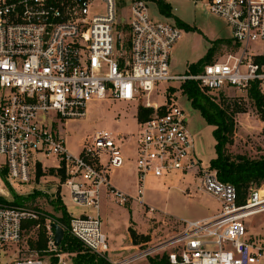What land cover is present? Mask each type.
<instances>
[{
    "label": "built area",
    "instance_id": "obj_1",
    "mask_svg": "<svg viewBox=\"0 0 264 264\" xmlns=\"http://www.w3.org/2000/svg\"><path fill=\"white\" fill-rule=\"evenodd\" d=\"M194 1L229 26L236 48L198 72L171 74L172 49L182 31L176 21L154 19L148 0H0V264H47L39 257L9 255L23 238L25 222L39 219L41 212L1 200L12 201L11 189L36 181L38 166L45 167L40 156L57 158L54 168L63 170L61 185L73 204L92 209L73 215L69 230L94 253L109 249L100 218L104 188L120 204L136 200L153 213L143 200L146 179L193 172L197 188L219 202L216 214L181 220L174 234L110 264L163 255L171 264L264 260V244L250 241L246 227V219L264 212V189L252 188L238 203L236 186L222 181L197 155L186 111L168 100V87L159 88L195 80L203 91L219 95L249 92L256 84L264 96V0ZM155 94L164 101L157 103ZM107 98L152 109L138 121L135 195L114 186L110 177L125 164L124 136L98 130L74 154L54 128L57 119L66 124L86 116L92 99ZM51 222L48 251L54 252Z\"/></svg>",
    "mask_w": 264,
    "mask_h": 264
},
{
    "label": "rangeland",
    "instance_id": "obj_2",
    "mask_svg": "<svg viewBox=\"0 0 264 264\" xmlns=\"http://www.w3.org/2000/svg\"><path fill=\"white\" fill-rule=\"evenodd\" d=\"M148 1L154 19L175 23L176 18H180L194 27L186 30L179 26L182 36L172 49L171 74L189 73L190 64L205 57L212 41L231 37L229 26L219 17L209 13L202 2L169 0L173 16L167 17L160 13L154 0ZM231 49L232 47L226 44L220 45L213 60L221 59ZM183 82L170 81L160 84L159 88L164 91L168 87L166 90L168 100L176 102L186 111L189 119L188 128L195 140V151L203 165L209 166L211 159L217 154L216 139L213 135L214 126L208 124L200 111L192 106L183 88ZM204 93L229 113L234 114L236 126L233 143L227 146L228 153L244 154L253 159L264 157V118L255 101L249 96V92L228 90L219 95L205 91ZM153 98L157 103L164 101V96L160 94H155ZM139 108L136 103L110 98L92 99L87 103L86 116L69 119L66 124L57 119L54 128L61 132L68 150L74 154L80 152L83 140L98 130H112L119 137L126 135L128 140L124 143L122 151H126L133 158L135 155L133 147L137 143L139 131ZM40 158L47 166H38V170L41 169L43 175L38 176L37 173L36 181L18 185L13 189L17 195L24 197L34 195L26 202V206L40 211L41 217L47 216L46 223L49 220L58 222L57 219L62 216V210L53 205L58 197L62 199L69 216L92 214V209L74 205L64 191L59 173L52 170V166L58 163L57 158L54 156H40ZM198 183L199 178L193 172L174 171L161 178L148 177L145 181L143 200L144 204L155 208L153 213L148 212L147 207L141 206L136 200H131L128 204H120L110 195L107 197L101 195V227L109 245L105 254L90 252L84 245L78 246L74 251L64 250L59 245L56 251L50 252L47 231V248L40 252L30 245L31 241L39 239L40 224H37L25 229L22 240L11 246L9 255L13 258L39 257L47 264H58V262L83 264L78 262V258L87 253L96 255L97 259L104 258L110 263L128 258L137 254L140 249L157 244L174 234L180 228L181 220L199 219L209 213L213 204L198 190ZM132 187L131 194L135 195L136 185ZM260 188L264 189V184ZM9 198L13 200V194ZM130 227L136 231H146L147 233L143 235L150 236V239L139 240L134 246L129 238ZM246 227L248 235L254 241L264 244V212L246 219ZM127 264H151V262L149 257H144ZM257 264H264V260Z\"/></svg>",
    "mask_w": 264,
    "mask_h": 264
},
{
    "label": "trees",
    "instance_id": "obj_3",
    "mask_svg": "<svg viewBox=\"0 0 264 264\" xmlns=\"http://www.w3.org/2000/svg\"><path fill=\"white\" fill-rule=\"evenodd\" d=\"M154 1L162 14L167 17L173 16L172 6L169 1ZM176 22L180 27L185 28L186 30L194 29V27L180 18H176ZM225 44L229 47L236 48V45L232 43L231 39H216L215 41H212L211 47L208 49L205 57L196 63L190 64L189 73L198 72L205 64L212 62L214 54L219 49L220 45ZM183 88L185 89L186 95L192 106L200 111L208 124L214 126L213 135L216 139L215 148L217 154L211 159L210 167L217 170L218 177L222 181L232 183L236 186L238 191V203H244L252 188H260L264 184V157L253 159L244 154L232 155L228 153L227 146L233 143L236 126L234 114L229 113L225 108L212 101L199 87L197 81H184ZM249 96L255 101L261 116L264 118V96L259 91L256 84L250 88ZM151 113L152 109L140 107L138 116L139 121L146 120ZM52 170L60 173L62 180L65 179L63 170H57L56 168L54 169V167ZM39 175H43L41 169L38 170V176ZM11 193L14 196L12 201H8L4 198H1V200L9 205H26V202L34 196L33 194H30L31 196L28 195L27 197L17 195L13 189H11ZM53 205H55L57 209L62 210V216L57 219L58 223H60L65 229V234L60 247L69 251L77 250L78 246L84 244L70 233L69 229L72 216H69L66 206L62 203L60 197L57 198V201H55ZM47 218L48 217L46 216L41 217L38 220H28L24 224L25 229L40 224L39 239L37 241H31L30 243L32 248L40 252L47 248ZM130 234L135 244H138L139 240L148 241L150 239V236H145L143 234L140 235L132 227H130ZM149 258L151 264H171L166 255ZM78 262L83 264H110V262L106 261L104 258L97 259L96 255L89 253L81 255L78 258Z\"/></svg>",
    "mask_w": 264,
    "mask_h": 264
},
{
    "label": "crops",
    "instance_id": "obj_4",
    "mask_svg": "<svg viewBox=\"0 0 264 264\" xmlns=\"http://www.w3.org/2000/svg\"><path fill=\"white\" fill-rule=\"evenodd\" d=\"M158 10H159V8H158ZM126 138L127 137L125 135L124 138L122 139V142H121L122 148H123V145H125L124 143H126V141L128 140ZM127 145L128 144H126V146ZM137 147H138V143H136L135 147H133L134 152H135V155H134L135 158L134 157L132 158V156L130 154H128L126 151L123 152V155L125 157V164L121 168L113 169L110 173L112 184L114 186H116L117 188H119L120 190H122V191H124L130 195H133V194H131L132 189H133L132 185L134 186V184H135L136 188H137V168H136ZM45 167H47V166H45ZM52 167H54V166H52ZM199 191H201V190H199ZM201 192H202V195L206 196L213 204L212 208L209 210V213L202 218L209 217L211 215L216 214L220 210L219 202L210 194H208L204 191H201ZM103 194L105 195V197H107L109 195L112 196L111 194H109V192L105 188L102 190L101 195H103ZM101 198H102V196H101ZM130 202L131 201H129L128 203H130ZM101 205H102V199H101ZM100 214H101V208H100ZM199 219H201V218H199ZM137 233L138 234H146L147 232L137 230ZM129 238H130V241L134 244V246H136V244L133 242L131 235L129 236ZM247 238L250 241L253 240V238L250 237L249 235H247Z\"/></svg>",
    "mask_w": 264,
    "mask_h": 264
},
{
    "label": "water",
    "instance_id": "obj_5",
    "mask_svg": "<svg viewBox=\"0 0 264 264\" xmlns=\"http://www.w3.org/2000/svg\"><path fill=\"white\" fill-rule=\"evenodd\" d=\"M50 225L54 229L55 245L59 246L62 242L63 237H64L65 229L63 228V226L60 223H58L56 221H52Z\"/></svg>",
    "mask_w": 264,
    "mask_h": 264
}]
</instances>
